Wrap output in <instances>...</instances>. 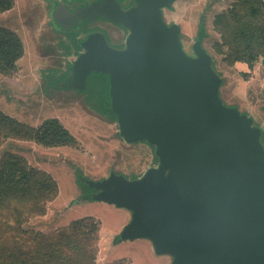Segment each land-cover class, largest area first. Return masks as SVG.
<instances>
[{"label":"water","instance_id":"1","mask_svg":"<svg viewBox=\"0 0 264 264\" xmlns=\"http://www.w3.org/2000/svg\"><path fill=\"white\" fill-rule=\"evenodd\" d=\"M46 1L51 27L78 46L58 85L83 90L92 75L104 80L102 108L118 135L154 147L156 165L139 176L78 174L90 189L81 201L128 211L113 242L146 239L169 264H264V131L223 102L203 22L188 54L181 25L163 17L175 0ZM98 18L126 30L121 47L83 30Z\"/></svg>","mask_w":264,"mask_h":264},{"label":"rangeland","instance_id":"2","mask_svg":"<svg viewBox=\"0 0 264 264\" xmlns=\"http://www.w3.org/2000/svg\"><path fill=\"white\" fill-rule=\"evenodd\" d=\"M231 2L175 0L171 8L163 9V17L168 23L181 25L180 37L188 54H192L191 44L203 22L202 45L223 78L219 91L223 102L251 115L264 131V62L259 60L252 68L243 62L229 64L215 48L220 41L216 15L229 8ZM48 11L46 0H13L10 9L0 12V27L14 31L24 48L15 67L0 73V111L31 127L47 118H57L74 138L72 144L47 147L30 139L2 137L0 160L7 154L23 157L28 167L49 173L58 185V195L46 203L44 214H30L24 208L22 212L21 208L17 224L26 236L38 232L46 238L74 220L93 218L100 222L95 259L98 264L120 259L127 264H169V258L155 254L146 239L113 242V236L129 217L127 210L79 199L90 191L79 185V172L97 180L112 169L130 178L141 175L157 160L152 145L145 141L129 144L118 135L116 121L102 108L104 80L92 75L83 90L58 85L57 79L74 59L78 46L71 34L51 27ZM82 28L102 31L113 47H121L126 36L123 27L103 18L86 21ZM15 222L12 208L0 213V225L10 227Z\"/></svg>","mask_w":264,"mask_h":264},{"label":"trees","instance_id":"3","mask_svg":"<svg viewBox=\"0 0 264 264\" xmlns=\"http://www.w3.org/2000/svg\"><path fill=\"white\" fill-rule=\"evenodd\" d=\"M12 6L13 0H0V12ZM216 21L220 41L215 48L224 61L243 62L252 68L264 60L263 0H232L229 8L216 15ZM23 52L20 37L0 27V73L13 69ZM9 135L47 147L74 141L57 118H47L39 126L31 127L0 111V142ZM57 195L55 179L45 171L28 167L23 157L7 154L0 160V213L12 208L16 221L10 227L0 225V264H98L95 259L100 222L96 219L74 220L46 238L38 232L26 236L17 224L23 208L30 214H44L46 203ZM109 264L127 263L120 259Z\"/></svg>","mask_w":264,"mask_h":264},{"label":"crops","instance_id":"4","mask_svg":"<svg viewBox=\"0 0 264 264\" xmlns=\"http://www.w3.org/2000/svg\"><path fill=\"white\" fill-rule=\"evenodd\" d=\"M263 1H264V0H263ZM263 62H264V61H263ZM126 220H127V219H125V220L123 221V224L126 222Z\"/></svg>","mask_w":264,"mask_h":264}]
</instances>
